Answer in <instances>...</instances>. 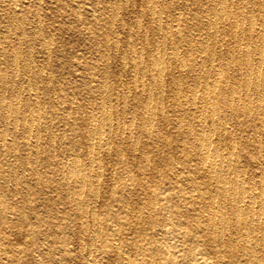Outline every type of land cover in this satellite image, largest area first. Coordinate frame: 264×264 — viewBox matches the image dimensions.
I'll return each mask as SVG.
<instances>
[{"label": "bare ground", "instance_id": "obj_1", "mask_svg": "<svg viewBox=\"0 0 264 264\" xmlns=\"http://www.w3.org/2000/svg\"><path fill=\"white\" fill-rule=\"evenodd\" d=\"M0 264H264V0H0Z\"/></svg>", "mask_w": 264, "mask_h": 264}, {"label": "rangeland", "instance_id": "obj_2", "mask_svg": "<svg viewBox=\"0 0 264 264\" xmlns=\"http://www.w3.org/2000/svg\"><path fill=\"white\" fill-rule=\"evenodd\" d=\"M79 41L78 40H76V39H74L73 41L71 40L70 42L69 41H67V46H72V47H75L76 49H77V51H78V48H79ZM89 50L91 51V52H95V49L94 48H89ZM76 51V50H75Z\"/></svg>", "mask_w": 264, "mask_h": 264}]
</instances>
